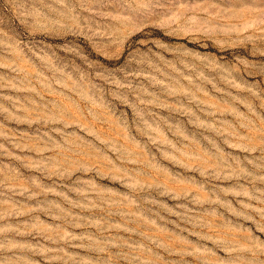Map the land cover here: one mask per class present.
Listing matches in <instances>:
<instances>
[{
  "label": "rangeland",
  "instance_id": "obj_1",
  "mask_svg": "<svg viewBox=\"0 0 264 264\" xmlns=\"http://www.w3.org/2000/svg\"><path fill=\"white\" fill-rule=\"evenodd\" d=\"M0 264H264V0H0Z\"/></svg>",
  "mask_w": 264,
  "mask_h": 264
}]
</instances>
